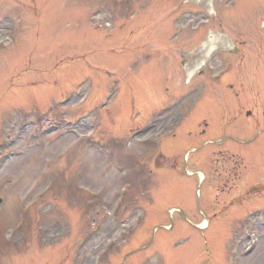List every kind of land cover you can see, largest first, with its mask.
I'll return each instance as SVG.
<instances>
[{"label":"rangeland","instance_id":"1","mask_svg":"<svg viewBox=\"0 0 264 264\" xmlns=\"http://www.w3.org/2000/svg\"><path fill=\"white\" fill-rule=\"evenodd\" d=\"M234 1L0 0V264H264V215L243 219L264 210V0ZM179 93L155 147L117 149ZM144 150L152 176H117Z\"/></svg>","mask_w":264,"mask_h":264},{"label":"bare ground","instance_id":"2","mask_svg":"<svg viewBox=\"0 0 264 264\" xmlns=\"http://www.w3.org/2000/svg\"><path fill=\"white\" fill-rule=\"evenodd\" d=\"M211 45V44H210Z\"/></svg>","mask_w":264,"mask_h":264}]
</instances>
